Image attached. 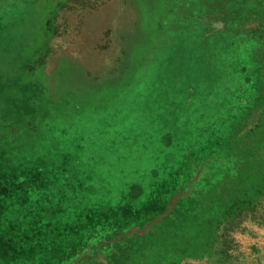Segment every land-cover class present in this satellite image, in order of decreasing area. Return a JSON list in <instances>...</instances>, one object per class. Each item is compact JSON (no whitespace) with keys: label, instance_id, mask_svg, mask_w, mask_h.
I'll list each match as a JSON object with an SVG mask.
<instances>
[{"label":"rangeland","instance_id":"374dc122","mask_svg":"<svg viewBox=\"0 0 264 264\" xmlns=\"http://www.w3.org/2000/svg\"><path fill=\"white\" fill-rule=\"evenodd\" d=\"M176 1L0 0V264H63L203 181L236 79Z\"/></svg>","mask_w":264,"mask_h":264},{"label":"trees","instance_id":"16d2710c","mask_svg":"<svg viewBox=\"0 0 264 264\" xmlns=\"http://www.w3.org/2000/svg\"><path fill=\"white\" fill-rule=\"evenodd\" d=\"M187 3L193 39L206 41L209 55H224L236 79L227 87L223 139L204 159L208 174L190 183L187 176L165 214L159 215L170 198L138 225L99 233L91 245L81 242L63 264L259 261L254 244L245 250L235 234L251 235L249 224H264V0H177L176 6L185 10ZM179 32L183 40L192 35Z\"/></svg>","mask_w":264,"mask_h":264},{"label":"crops","instance_id":"0c3cea01","mask_svg":"<svg viewBox=\"0 0 264 264\" xmlns=\"http://www.w3.org/2000/svg\"><path fill=\"white\" fill-rule=\"evenodd\" d=\"M253 234H241L236 233L235 236L239 241H244L246 244H254L257 253L259 255V261L257 264H264V224L256 225L249 224Z\"/></svg>","mask_w":264,"mask_h":264}]
</instances>
